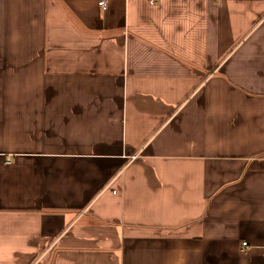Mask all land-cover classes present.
I'll list each match as a JSON object with an SVG mask.
<instances>
[{
    "label": "crops",
    "instance_id": "obj_1",
    "mask_svg": "<svg viewBox=\"0 0 264 264\" xmlns=\"http://www.w3.org/2000/svg\"><path fill=\"white\" fill-rule=\"evenodd\" d=\"M100 1L0 0V264H264V0Z\"/></svg>",
    "mask_w": 264,
    "mask_h": 264
},
{
    "label": "built area",
    "instance_id": "obj_2",
    "mask_svg": "<svg viewBox=\"0 0 264 264\" xmlns=\"http://www.w3.org/2000/svg\"><path fill=\"white\" fill-rule=\"evenodd\" d=\"M99 5L102 6L104 9L107 7V1L106 0H101L99 2ZM8 162H11V159H8ZM246 245V244H244Z\"/></svg>",
    "mask_w": 264,
    "mask_h": 264
},
{
    "label": "rangeland",
    "instance_id": "obj_3",
    "mask_svg": "<svg viewBox=\"0 0 264 264\" xmlns=\"http://www.w3.org/2000/svg\"><path fill=\"white\" fill-rule=\"evenodd\" d=\"M11 159V158H10Z\"/></svg>",
    "mask_w": 264,
    "mask_h": 264
}]
</instances>
